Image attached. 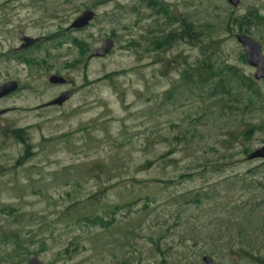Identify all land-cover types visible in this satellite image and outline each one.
<instances>
[{
  "label": "rangeland",
  "instance_id": "rangeland-1",
  "mask_svg": "<svg viewBox=\"0 0 264 264\" xmlns=\"http://www.w3.org/2000/svg\"><path fill=\"white\" fill-rule=\"evenodd\" d=\"M18 32L37 44L18 50ZM236 35L264 58V0H0V85L18 84L0 101V264H252L216 242L258 193L244 180L264 179L246 160L264 145V80Z\"/></svg>",
  "mask_w": 264,
  "mask_h": 264
},
{
  "label": "trees",
  "instance_id": "trees-1",
  "mask_svg": "<svg viewBox=\"0 0 264 264\" xmlns=\"http://www.w3.org/2000/svg\"><path fill=\"white\" fill-rule=\"evenodd\" d=\"M200 68L202 71L203 65L196 68L193 73V80L191 82L194 86L202 85L208 79L207 77L202 78ZM181 77L185 82H189V84L191 83L183 75ZM220 89L224 91L223 86H221ZM215 91L216 88H213L212 92L215 93ZM18 133L19 132H14V137L16 139H20ZM261 166H264V162ZM257 173V170L252 173L250 178L251 180L248 181V179H245L242 188L257 190L258 193H253L244 201L239 204H235L230 209L228 216L221 219L225 222L224 227L233 226L235 228V238L230 235L225 237V232H222L220 237L216 239V242H220L233 254H236L237 256L242 255L252 264H262L264 262V255L261 254V252L264 251V244L263 246H260L262 244L257 241L255 234L257 231L261 234L260 238H264V216L259 217L256 214L258 211L264 209V179H262L263 181L253 180V177L255 178ZM227 230L228 229H226V231ZM120 264H127V260L121 262Z\"/></svg>",
  "mask_w": 264,
  "mask_h": 264
},
{
  "label": "water",
  "instance_id": "water-1",
  "mask_svg": "<svg viewBox=\"0 0 264 264\" xmlns=\"http://www.w3.org/2000/svg\"><path fill=\"white\" fill-rule=\"evenodd\" d=\"M226 1L232 7H237V5L239 4V0H226ZM94 17L95 14L92 11H85L70 24L68 29L69 30L84 29L88 27V25L93 21ZM19 39L24 41V45H22L21 49L29 48L36 42V40L32 38L22 37L21 35H19ZM235 40L242 48L246 63L255 71L253 75V79L255 81L264 80V58L261 53V45L245 35H236ZM112 46H113L112 40L110 39L103 40L101 46L95 49L90 54V58H102L106 56L112 49ZM47 81L50 85H64L66 83V80L63 77L54 76V75L49 76ZM17 88L18 85L16 82H8L3 84L2 86H0V99L14 93L17 90ZM66 100H67L66 94H62L56 100L50 102L48 105L61 106L66 102ZM5 112L6 111H0V117L3 114H5ZM246 160L264 161V145L261 148L250 153L246 157ZM202 262L204 264H215L213 260L208 256H204L202 258ZM26 264H43V263L40 262L36 257H32L27 261Z\"/></svg>",
  "mask_w": 264,
  "mask_h": 264
},
{
  "label": "flooded vegetation",
  "instance_id": "flooded-vegetation-1",
  "mask_svg": "<svg viewBox=\"0 0 264 264\" xmlns=\"http://www.w3.org/2000/svg\"><path fill=\"white\" fill-rule=\"evenodd\" d=\"M82 30V29H81ZM19 35H21L22 37H28V36H26V35H24L22 32H18V35H17V38H18V40H19V48H18V50H20V51H25V50H30L31 48H33L36 44H37V40L36 39H34V40H36V42L31 46V47H29V48H25V49H21V47H22V45H24V41H22V40H20L19 39ZM28 38H30V37H28ZM49 78V77H48ZM66 80V79H65ZM8 82H14V81H7V82H5V83H8ZM5 83H3V84H5ZM2 84V85H3ZM2 85H0V86H2ZM18 85V84H17ZM65 85H68V81L66 80V83L64 84V85H61V86H65ZM17 90H18V88H17ZM13 94V93H12ZM12 94H10V95H7V96H5V97H3V98H1L0 99V101L1 100H3V99H5V98H8V97H10ZM62 94H66V96H67V100H68V94L67 93H62ZM61 94V95H62ZM57 99V98H56ZM56 99H54V100H56ZM53 100V101H54ZM67 100H66V102H67ZM52 102V101H51ZM50 103V102H49ZM48 103V104H49ZM47 106H49V105H47ZM0 111H8V110H0ZM6 113V112H5ZM4 115V114H3Z\"/></svg>",
  "mask_w": 264,
  "mask_h": 264
}]
</instances>
